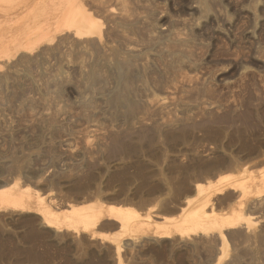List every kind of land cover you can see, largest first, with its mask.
<instances>
[{
  "label": "rangeland",
  "instance_id": "374dc122",
  "mask_svg": "<svg viewBox=\"0 0 264 264\" xmlns=\"http://www.w3.org/2000/svg\"><path fill=\"white\" fill-rule=\"evenodd\" d=\"M82 2L0 0V264H264V0Z\"/></svg>",
  "mask_w": 264,
  "mask_h": 264
},
{
  "label": "bare ground",
  "instance_id": "6f19581e",
  "mask_svg": "<svg viewBox=\"0 0 264 264\" xmlns=\"http://www.w3.org/2000/svg\"><path fill=\"white\" fill-rule=\"evenodd\" d=\"M82 1H80V0H58V4L56 5V8H55L54 13H53V24H49V25H51L54 28V30L57 32L75 30L76 34L79 35V37L92 36L93 32L89 29H91V27L94 25L95 22H94V19L92 18L91 13H89L84 8V6L82 5V3H83ZM48 11H50V9ZM51 13H52V11H51ZM49 17H50V14H49ZM83 22L85 23V28L81 31H77L78 26ZM8 25L9 24H7V26ZM14 25H16V24H14ZM12 26L13 25H10V27L7 28L6 36H4V34L2 33L3 37H5V40L3 39L4 45L2 46L1 53H4V55L9 57V58L12 56V53L14 51H18V49L30 50L34 45H36V43H38V41H40V39L44 35V34H42V30L39 29L38 31H32L30 33H25L26 35L23 33L24 36L22 35V37L18 38L17 34L15 35V33H17V32H14V34H13L14 29L12 28ZM17 28H18V26H17ZM24 29L25 28L23 26V30ZM17 30H15V31H17ZM23 30L22 29H21V31L18 30L19 31L18 34L19 33L22 34ZM24 31H26V30H24ZM200 187H202V185L197 184V188H200ZM110 210L113 213L114 212L118 213L121 217H125V218L128 217V215L124 216V213L122 211H119V209L110 208ZM220 235H221V239H222L220 250H222L229 243H228L225 235H222V234H220ZM117 250H119L118 247H117ZM222 256L224 257L223 253L221 255H219L218 260L216 262L217 264H221L219 262L224 259V258L222 259ZM119 264H120V262H119ZM222 264H223V262H222Z\"/></svg>",
  "mask_w": 264,
  "mask_h": 264
},
{
  "label": "crops",
  "instance_id": "0c3cea01",
  "mask_svg": "<svg viewBox=\"0 0 264 264\" xmlns=\"http://www.w3.org/2000/svg\"><path fill=\"white\" fill-rule=\"evenodd\" d=\"M261 170H264V165H260V166H258V167H256V168H254V173L256 174V175H259V171H261ZM257 214H252V215H250L251 217H255ZM105 220H114V221H117L115 218H113V217H109V216H107V217H105V219L102 221V226H101V228H102V231H98L97 233L98 234H106V235H108V232H106V230H108V229H110L111 227H112V225L110 224V223H108V222H105ZM163 223V222H162ZM234 228H236V227H234ZM169 234H165V235H162V237H159V236H156V237H158V238H164V237H166V236H168ZM171 235V234H170ZM110 236H112V235H110Z\"/></svg>",
  "mask_w": 264,
  "mask_h": 264
}]
</instances>
